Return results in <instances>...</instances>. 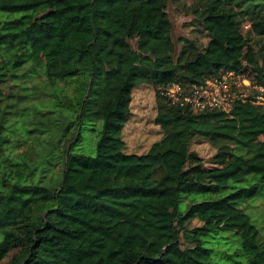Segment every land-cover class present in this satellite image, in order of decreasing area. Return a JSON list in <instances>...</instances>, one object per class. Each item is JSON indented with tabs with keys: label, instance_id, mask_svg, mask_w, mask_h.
Instances as JSON below:
<instances>
[{
	"label": "trees",
	"instance_id": "obj_1",
	"mask_svg": "<svg viewBox=\"0 0 264 264\" xmlns=\"http://www.w3.org/2000/svg\"><path fill=\"white\" fill-rule=\"evenodd\" d=\"M167 2L0 0L18 13L0 19V264H264V228L251 249L231 222L185 225L264 192V104L248 96L197 109L157 88L162 136L143 153L125 151L122 136L139 83L186 86L229 69L264 86V0H193L208 39L181 37L177 52ZM42 62L61 66L65 82L48 79L40 121L14 129L28 107L18 70ZM95 123V153L74 152L70 140ZM194 136L215 145L211 167L189 148ZM54 149L62 169L50 186ZM220 230L232 232L228 248ZM219 251L224 261H211Z\"/></svg>",
	"mask_w": 264,
	"mask_h": 264
},
{
	"label": "rangeland",
	"instance_id": "obj_2",
	"mask_svg": "<svg viewBox=\"0 0 264 264\" xmlns=\"http://www.w3.org/2000/svg\"><path fill=\"white\" fill-rule=\"evenodd\" d=\"M166 11L171 21L170 37L173 41L174 52L179 50L181 37L194 39L199 47H202L206 43L208 36L201 19L194 11L193 0H168ZM16 14L18 13L0 11V19L12 17ZM249 25L248 21L243 22L242 30L245 33L249 29ZM250 43L251 42H248L247 46L251 45ZM27 69L21 68L18 70L21 72V77L18 82L22 85L20 86V91L28 96L26 101L24 99L22 100V103L28 105V107H26V110L20 111L22 113L18 116L17 124L12 126L14 129L20 127L22 123L28 119L36 123L40 121L38 113L40 105L38 102H35V99L36 96L39 98L46 97L47 95L44 92L54 91V87L47 84L49 83L48 79L51 78L53 83L58 86H62L65 82L64 79H62L64 70L56 62H42L40 65L37 64L35 67H29ZM246 81L250 80L247 79ZM8 83L11 84L10 81H8ZM157 88L158 85L142 82L132 89L130 112L127 115L122 129V136L125 141L124 149L127 152L143 153L149 148L153 141L158 140L162 136L160 125L156 124L154 121L156 114ZM8 90L9 87L6 86L4 92L7 93ZM239 90L242 91L245 96H253L259 92L263 93L264 96V89L254 91V88L240 86ZM29 100L32 101L27 104ZM54 114L53 112L51 116ZM100 132L101 129L98 123L87 125V127L81 130L79 135L76 134L75 137L70 140L74 152L81 151L94 154L96 141L100 136ZM260 138L264 140V134L260 135ZM55 139H57V137H53V140ZM189 148L196 151L201 156L205 167H211L213 165L216 147L210 141L200 136H194L189 142ZM13 151L18 153L20 150L14 149ZM59 153L60 151L58 149H54L51 159L52 166L50 170L45 172L42 179L43 184L50 186L58 184L59 174L62 169V157L61 160H59ZM38 174L39 173H36L35 177ZM193 195L195 194H189L188 196L192 197ZM196 196L197 199H203L208 195L206 193H196ZM186 206L187 200L180 203L182 210H185ZM224 222L233 223V231L236 233L239 232L243 237L245 245L253 249L258 239L262 238L264 228V192L250 199L249 202H245L236 207L204 211L200 215V219L193 217L187 221L185 225L190 228L194 225L205 224L207 226H212L223 224ZM231 234L232 232L228 233L226 230H220L215 234L222 236L216 241V243L221 241L218 248H228L229 243H224V241L232 239L233 236H231ZM179 238L182 246H187L189 244L183 236V230L180 232ZM219 253L220 251L217 253L214 252L211 256V261H224V258L218 256Z\"/></svg>",
	"mask_w": 264,
	"mask_h": 264
},
{
	"label": "built area",
	"instance_id": "obj_3",
	"mask_svg": "<svg viewBox=\"0 0 264 264\" xmlns=\"http://www.w3.org/2000/svg\"><path fill=\"white\" fill-rule=\"evenodd\" d=\"M247 79L250 81H246ZM240 86L264 89L262 85L253 84L244 73H236L229 69H221L200 82H192L186 86L171 81L166 85H158V89L172 104H190L197 109L208 107L227 109L233 100L238 98L245 100V97H248L239 90ZM253 97L255 102L264 104L263 93L259 92Z\"/></svg>",
	"mask_w": 264,
	"mask_h": 264
}]
</instances>
